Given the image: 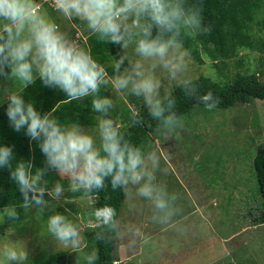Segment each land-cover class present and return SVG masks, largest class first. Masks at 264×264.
I'll return each instance as SVG.
<instances>
[{
  "label": "clouds",
  "instance_id": "1",
  "mask_svg": "<svg viewBox=\"0 0 264 264\" xmlns=\"http://www.w3.org/2000/svg\"><path fill=\"white\" fill-rule=\"evenodd\" d=\"M48 5L66 20L83 22L100 43L119 46L121 51L134 44L138 59L126 65L127 56L116 55L113 75L109 76L91 50L78 42L81 35L70 38L37 0H0V78L19 87L6 93V116L14 131L23 129L30 141L37 142L45 164L33 171L31 162L15 160L10 146H0V167L9 170L22 197L21 207L35 205L44 211L50 202L46 195L60 200L64 186L56 180L49 188V181L44 179L51 170L67 179L68 191L73 193H99L110 186L127 196L135 186L136 195L151 201L166 220L171 215L167 193L154 183L160 158L155 151L145 158L140 147L125 139L108 116L113 100L100 92L107 86L117 94L127 91L143 99L153 120L165 127L182 128L183 122L174 111L175 97H165L166 105L160 98L161 81L155 69L161 68L172 80L189 70L191 53L184 39H195L210 31L204 24L202 4H186L185 0H51ZM37 80L47 88L62 91L69 100L90 98L91 110L100 117L96 120V136L78 123L62 124L50 112L42 115L33 103L26 102L21 91ZM178 86L186 99L202 103L209 110L220 103L211 90L201 93L189 77L180 79ZM92 216L96 228L116 224V210L109 204L94 208ZM19 219L14 205L0 212V223ZM46 225L47 232L61 246L81 249L78 227L68 217L53 213ZM97 239L106 243L102 233ZM0 256L7 264H23L28 259L25 250L9 243L0 245ZM86 259L93 264L98 253L93 251Z\"/></svg>",
  "mask_w": 264,
  "mask_h": 264
},
{
  "label": "rangeland",
  "instance_id": "2",
  "mask_svg": "<svg viewBox=\"0 0 264 264\" xmlns=\"http://www.w3.org/2000/svg\"><path fill=\"white\" fill-rule=\"evenodd\" d=\"M37 3H41L42 10L61 29L65 28L62 30L67 34L74 29V37L81 35L78 42L83 47L85 38L82 37L90 33L83 22L74 18L72 23L50 8L48 2L37 0ZM247 32L253 41L251 46L229 50L227 45L226 51H234L229 56L221 51L214 58L207 49L213 44H207L201 47L203 63L190 56L189 70L177 80L170 79L157 67L155 75L161 81L160 98L185 77L203 74L225 80L236 72H254L263 78L264 4ZM133 48L134 44H130L127 49L118 50L120 55L127 56L126 65L138 59ZM216 62L219 68L214 66ZM18 89L13 81L0 78V103L6 100L8 90ZM103 90V95L113 100L111 109L119 112L116 118L109 116L119 128L125 125L126 109L135 112L144 103L142 98L127 91L117 94L110 86ZM180 120L182 128L162 126L150 134L145 147V143L140 147L145 158L150 151H155L160 158L154 170V183L167 193L171 215L165 220L164 213L151 201L136 195L135 186H131V193L124 196L115 224L114 264H223L227 261L264 264V223L254 220L264 202L252 164L256 147L264 144V99L251 98L247 103L210 111L197 107ZM95 125L80 126L95 137ZM148 166L151 170V162ZM51 172L53 174L44 177L49 181L48 187L59 180L66 191L67 179ZM49 201L44 211L33 205L24 209L18 221L0 223V245L9 243L25 250L28 259L23 264H34V259L41 254L58 251H65V264H87L86 257L95 248L93 242L87 241L84 229L95 222L92 216L94 198L91 195L66 198L64 192L59 201ZM56 212L77 225L82 237L80 250L64 248L47 232L48 216ZM0 264H7L2 256Z\"/></svg>",
  "mask_w": 264,
  "mask_h": 264
},
{
  "label": "trees",
  "instance_id": "3",
  "mask_svg": "<svg viewBox=\"0 0 264 264\" xmlns=\"http://www.w3.org/2000/svg\"><path fill=\"white\" fill-rule=\"evenodd\" d=\"M185 3L202 4L204 24L210 28L208 33L201 34L195 39H184L185 48L189 49L191 56L196 62L203 63L201 47H206L207 44H213L212 47L207 49L214 58L221 51L225 52V56H229L234 51L232 50L229 53L230 49L252 45L253 41H250L251 38L247 30L255 20L256 12L262 8L264 0H185ZM72 34L74 35L75 33L73 32ZM84 36L83 47L91 50L93 58L105 67L108 74H113L112 63H109V61L114 59L116 55H120L118 52L119 46L100 43L97 41L96 36L91 33L84 34ZM227 45L229 47L228 51L225 49ZM214 66L219 68V62H216ZM191 79L201 93L211 90L215 96L220 98L219 105L211 110L226 109L238 103H247L251 98L264 99V77L260 78L254 72H236L233 76L226 77L225 80L222 78L220 80L212 79L203 74ZM103 91L102 87L100 92L102 96L105 94ZM21 94L24 100L33 103V106L42 115L50 112L62 124L94 125L96 123L95 117L99 115L91 110L90 98H85L83 101L69 100L62 91L47 88L39 80L22 90ZM168 96H174L177 101L174 111L177 112L179 119L189 115L197 107L210 111L204 104L186 99L178 84L161 99L165 105L167 104L165 97ZM6 107L7 99L0 103V146H10L15 160L31 162L33 171L36 168H43L45 166L44 157L39 150L37 142L30 141L25 135V130L22 129L20 132L13 130L6 116ZM118 113L116 109H109L108 116L116 118L119 116ZM134 113H138V115L133 116ZM125 114V125L119 128L120 132L125 139L130 140L133 145L138 147H141L144 143L145 147L150 134L164 126L161 121L153 120L149 116L144 103L140 104L135 112L126 109ZM136 121H139V123ZM252 164L258 190L264 202V144H259L256 147ZM51 174L53 173L49 170L45 176ZM63 182H66V180H63ZM80 195H91L94 198V208L104 204L113 206L116 210L115 220L117 221L124 199V194L120 189L113 191L109 186L99 193L93 192L89 194H84L83 191L73 193L68 191V188L65 191L66 198ZM45 199L50 200L51 197L46 195ZM22 203V197L16 184L10 179L9 170L0 167V210L2 211L8 205H14L21 217L25 209L21 207ZM67 205L72 208L69 203ZM254 220L264 223V206ZM94 224L84 229L87 241L93 242L95 251L98 253V259L93 264H114L115 225L112 228L108 226L96 228ZM98 233H102L105 236L106 243H101L97 239ZM65 257V251H58L49 255L41 254L34 259V264H57L59 261H61L60 264H65ZM223 264L236 263L227 261Z\"/></svg>",
  "mask_w": 264,
  "mask_h": 264
},
{
  "label": "crops",
  "instance_id": "4",
  "mask_svg": "<svg viewBox=\"0 0 264 264\" xmlns=\"http://www.w3.org/2000/svg\"><path fill=\"white\" fill-rule=\"evenodd\" d=\"M39 4H41V3H39ZM70 21L73 23V21H72V20H70ZM78 23H79V22H78ZM82 24L85 26V24H84V23H82ZM75 27H76V25H75ZM85 27H86V26H85ZM76 28H77V27H76ZM62 29H65V28H63V27H62ZM76 30H77V29H76ZM69 32H70V31H69ZM73 32H74V33H76V32H75V30H74V29H72V32H70L68 35H69V37H70V38H72V39H75V38H74V35L72 34ZM82 38H85V36L83 35V37H82ZM18 90H19V89H18Z\"/></svg>",
  "mask_w": 264,
  "mask_h": 264
},
{
  "label": "built area",
  "instance_id": "5",
  "mask_svg": "<svg viewBox=\"0 0 264 264\" xmlns=\"http://www.w3.org/2000/svg\"><path fill=\"white\" fill-rule=\"evenodd\" d=\"M44 1H47V2H49V4L51 5V0H44ZM52 6V5H51Z\"/></svg>",
  "mask_w": 264,
  "mask_h": 264
}]
</instances>
